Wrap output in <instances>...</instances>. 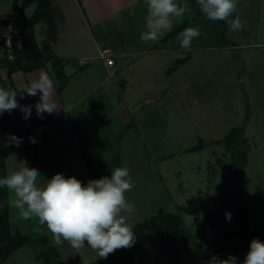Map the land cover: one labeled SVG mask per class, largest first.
Segmentation results:
<instances>
[{"label":"rangeland","instance_id":"374dc122","mask_svg":"<svg viewBox=\"0 0 264 264\" xmlns=\"http://www.w3.org/2000/svg\"><path fill=\"white\" fill-rule=\"evenodd\" d=\"M86 1L90 10L85 5L82 8L85 9L86 20L90 22L92 35L99 44V52L104 43L111 46L113 42L115 46L133 44L132 49H144L149 43L156 45V49L166 47L170 50L167 58L150 60L148 57V65L152 63L150 66L153 68L141 73L135 72L134 66H131L129 77H126L131 89L120 93L123 100L121 114L117 106L119 97H114L110 90L106 95L104 87L85 101V105L91 107L97 101L100 109L89 107L96 113L92 112L89 118H80L95 126L89 129L88 148L97 175L111 174V169L120 165L130 169L135 187L126 195L135 204V211L127 214L128 223L135 226L143 219L156 216L160 209L167 213H179L189 237L194 240L195 217H203L215 206L221 205L225 195L235 194L236 197L238 193L240 205L264 227V0H238L233 18L239 15L244 23V29L238 32L230 31L228 25L222 28L218 21L207 20L195 0H187L192 12L186 13L182 21L175 22L165 41L161 38L158 43L140 40L141 33L146 30L144 0H124L127 6L125 12L120 11L123 0ZM30 9H35V5ZM189 26L198 27L201 36L193 40L190 51H185L180 47L177 36ZM10 31L0 34V43L2 39L7 41ZM188 52L192 53V57L183 64L182 67L186 65L184 70L180 68L172 74L163 72L165 67L169 69L175 59L184 57L180 55ZM2 54L3 48L0 47V56ZM118 58V64L126 67L127 62ZM91 62L97 64V60L87 59L85 63L88 66L85 65L82 70L85 74L89 73ZM1 75L4 88H9L10 79L6 70H2ZM122 77V81L127 80ZM83 79L86 78L78 80ZM88 79L87 83L92 82L93 86L99 81L98 77ZM55 80L59 87V81ZM164 84H171L168 93H161L159 87ZM118 88L120 91L121 87ZM156 88L159 92L155 96L167 99L166 103L157 107L155 102L152 105L142 103L154 96ZM183 89H187L186 93H179ZM132 102L143 106L135 114L124 108L125 104ZM20 105L24 106L23 103ZM15 111L19 112L18 109ZM71 115L72 112H69ZM20 123L25 126L21 121L19 126ZM243 126L246 144H250L251 148L242 173L244 179L236 185L234 154L227 150L225 142L217 144L215 141L223 139L232 128ZM57 129V124L51 129L52 135L55 133V148L47 152H41L42 148L32 150V156L26 160L29 167L40 171L38 183L42 185L57 173L65 177L74 176L85 184L93 180L85 163L88 159L78 153L68 157L62 146L68 129ZM24 144H27L26 148L31 147L28 143ZM195 146L204 148L186 151ZM55 149L60 150V154ZM87 156L90 159L89 153ZM35 224L36 219L33 226ZM39 226L37 224L35 229L28 226L29 242L36 240ZM40 228V233H47ZM46 244V241L41 242V248ZM62 246L65 251L71 247L67 242ZM27 250H30L29 247L22 251ZM117 251L119 253L122 249ZM147 251L139 257L147 260V256H151L150 250ZM115 256L116 252L110 259ZM212 256L204 255L192 264H208ZM245 256L237 259L238 264H242Z\"/></svg>","mask_w":264,"mask_h":264},{"label":"trees","instance_id":"16d2710c","mask_svg":"<svg viewBox=\"0 0 264 264\" xmlns=\"http://www.w3.org/2000/svg\"><path fill=\"white\" fill-rule=\"evenodd\" d=\"M35 5L32 16L25 15L26 9ZM13 7L17 15L13 20H0V34L11 30L10 46L5 39L1 40L0 47L3 54L0 56V85L4 87L1 75L6 70L7 77L17 72L30 73L44 68L51 63V68L59 81L60 93L67 85L69 77L65 74V63L50 49V42L55 38L53 26L52 0H13ZM222 28L227 24L218 21ZM45 23L47 25L44 49L36 43L35 27ZM8 40V38H7ZM183 54V53H182ZM184 57L175 59L167 74L176 73L185 62L189 61L192 53H184ZM186 58V59H185ZM17 92V100L26 106H31V112L36 111V102L32 96ZM39 125L38 123H35ZM30 128H22L12 119L9 112L0 115V178L6 176L5 158L16 150L29 135ZM19 138V146H16ZM244 126L232 128L223 139L215 141L217 144L226 143L227 150L234 154V172L236 185L242 183L243 172L248 163L250 144H246ZM204 146H195L186 151H196ZM108 174L106 176H110ZM97 178V177H96ZM99 179V178H97ZM225 198L221 205L215 206L203 217H195L194 240L189 237L183 226L179 213L165 212L160 209L156 216L151 217L134 227L136 233L135 244L127 249H122L115 257L110 254L107 259H98L90 264H192L204 255H216L227 258L229 255L240 258L247 254L250 242L254 238L264 241V227L257 222L250 213L240 205L238 193ZM8 189L0 187V263L5 261L15 250L28 243L29 236L12 235L9 228V213L7 208ZM231 213V219H226L225 213ZM41 241L44 238L40 239ZM47 242V241H46ZM47 248L41 251L39 257L46 264H60L57 253L47 242ZM150 250L151 256L144 260L143 252ZM203 255H201V253ZM147 255V254H146Z\"/></svg>","mask_w":264,"mask_h":264},{"label":"clouds","instance_id":"9594fccd","mask_svg":"<svg viewBox=\"0 0 264 264\" xmlns=\"http://www.w3.org/2000/svg\"><path fill=\"white\" fill-rule=\"evenodd\" d=\"M200 13L209 21H224L232 32L242 31L244 23L233 14L238 0H195ZM146 6L145 31L140 40L158 43L161 38L173 30L174 23L182 21L192 9L187 0H144ZM201 36L198 27H186L177 36L180 47L190 51L192 42ZM52 79L41 74L24 91L29 96L42 95L36 103V113L41 119L44 113L52 114L60 106L53 102ZM23 99V95H21ZM68 107H71L69 105ZM19 108L24 118L31 116V106L18 103L17 92L11 88L0 87V115L11 113ZM32 139V138H30ZM16 138V146H19ZM35 143V140L32 139ZM41 173L29 167L27 162L20 164L17 170L0 178V187H6L14 197V206L21 219L35 218L39 224L46 225L54 242H67L77 251L90 248L100 259L120 249L132 247L136 242L134 225L128 223L127 214L135 211V204L127 198V193L135 187L130 169L126 166L111 169L110 176L89 180L86 184L74 176L65 177L62 173L38 183ZM231 219V213H225ZM208 264H238L237 257L229 255L226 259L213 255ZM242 264H264V241L252 239Z\"/></svg>","mask_w":264,"mask_h":264},{"label":"crops","instance_id":"0c3cea01","mask_svg":"<svg viewBox=\"0 0 264 264\" xmlns=\"http://www.w3.org/2000/svg\"><path fill=\"white\" fill-rule=\"evenodd\" d=\"M52 4L53 26L56 31L54 35V40L50 42V49L59 59L64 61V71L65 74L69 77V81L66 87L59 93L58 86L55 80L56 77L51 68V63H47L44 68L37 69L27 74L17 72L11 76V81H9V88L15 90L16 92H20L23 95H28L27 92L24 90L29 87L33 82L38 81L40 79L41 74L48 75L53 81V88L51 89V98L53 102L60 107L52 114L44 113L42 119L37 116L36 111L31 112V116L28 119L24 118V113L19 108H17L19 112L13 110L10 113L12 119L15 120L17 123L21 121L25 124V126L22 127L20 123V127L22 128H30L31 126L35 125V123H38L45 125L47 130L44 132V137L41 140H37L35 143H28L31 145V147L29 146L30 149L29 147L26 148L25 146L27 144H24L22 141L18 150H16L14 153L5 158L6 176L10 172L17 170L21 163L25 162L26 160L28 161L30 155L32 156V150L37 151L38 148H42L41 152H47L48 150L55 148V133L52 135L51 129L54 125L57 124L59 128L57 130H61V127L63 129H68L67 133L64 134L62 139V146L66 149L68 157H73L77 153L78 155L83 154L82 157L84 159H88L85 161V163L86 165H88V168H90L89 175L94 180L97 178H101L97 175L95 168L96 165H94V162L92 163V154L90 152V149L88 148L89 129L94 128L95 126L92 123L89 124V122L87 121L84 122L80 118H89L92 112H94L95 114V111L100 108H98L99 103H97V101L95 104L92 105L93 107L85 105V101L89 99L94 94V92L102 90L105 87L106 95L108 94V92L110 93L111 91V94L114 97H119L117 106L121 114L123 100L121 98L120 93L124 94L128 91V89H131V87H128L129 80L126 78L129 77L128 73L132 70L131 66H134L136 70L135 72L141 73L147 68H153L152 66H150L152 65V63L148 65V57L150 58V60H156L158 58H167L166 54L169 53L170 50H168L166 47L156 49V45H149V43L146 44V47L144 49L130 48L133 47V44H126L127 46H121L122 44H120L115 46L113 42L111 43V46H105L106 43H104V47L101 52H103L104 50H108L110 52V56L114 61V64L112 66H107L105 60L100 58L101 52H99V44L92 35L90 22L86 20L85 9L82 8V5H85L86 7L88 6L87 10L89 11V3L86 0H84V2H81V0H52ZM31 6H29L25 11V15L27 17L32 16L35 11V9H30ZM126 7L127 6L125 4V1L123 0V5L120 8V11L125 12ZM16 15L17 10L13 7V0H0V20H13ZM46 30L47 25L45 23H40L35 27L36 43L42 49H44L45 45L44 42L46 39ZM64 31H66V33ZM167 35L162 38L163 42L167 38ZM148 46H150V48ZM94 53L99 54L95 55ZM118 57L123 58V60L127 62L126 67H122L123 64H118L120 62ZM90 58L92 61L97 60V64H92V62L89 63V73L85 74V71L82 70L85 65L88 66V63H85V61L87 59L90 60ZM184 67L181 68H183L184 70ZM166 69L167 67H165V70L163 71L165 74H167L166 71L168 70ZM150 71L152 70L150 69ZM122 76H125L124 78L127 80L122 81L120 79L123 78ZM76 77L78 78L75 81H70ZM89 77L99 78V81L95 84V86H93L92 82H90V84L87 83L90 79H86ZM82 78L86 79L78 80ZM73 85L80 87L74 88ZM118 86L121 87L120 91ZM159 88L162 91H160L161 93H168V91L171 90V84H164L162 87ZM159 88L153 90L154 96H152L147 101H143L142 103L152 105V103L155 102V107L163 106L166 103L167 99L163 98L162 96H155V94L159 92ZM75 89L77 90V93H75ZM186 91L187 89H183L179 93L185 94ZM41 95L42 93H40L38 90L37 95L32 96L36 103L40 101ZM18 103L20 104L21 102L18 101ZM69 105H71V107H68ZM141 105V103L132 102L131 104H125L124 108L130 110V112L135 114L137 109L143 107ZM89 107L94 108L96 110L91 111ZM77 108L79 109L78 111L75 110ZM69 112H72L71 116H69ZM41 143L43 145H41ZM55 151L60 154V150L58 151L57 149H55ZM88 153L90 159L87 156ZM119 167H121V165ZM6 204L9 213V228L11 234L28 236L27 233L30 232L28 231V226L29 229H35L36 225L39 224V222L36 220L37 224L33 226L35 218L29 220H24L20 218L18 209H16L14 206V197L9 190ZM145 220L147 219H143L137 222V224ZM39 225V232H36V240H33L31 242L28 241L29 243H32L34 245L26 243L25 245L15 250L5 261L1 262L0 264H46L39 257L41 251L47 248V244L45 245V247L43 246L44 248H41V242H43V240L41 241L40 239L42 238H44V240L48 242V245H50V247H53L55 249L57 253L56 256L60 264H90L99 259L97 253L92 251L90 248H87V244L85 245V248L79 251L72 247H70L68 251H65L63 249L62 244H57L54 242L52 234L48 231L46 225ZM40 227H42L43 230H46L47 233H40L42 232ZM25 247H29L31 251H22ZM27 256H29L28 259ZM12 259H14V261L10 262V260Z\"/></svg>","mask_w":264,"mask_h":264},{"label":"built area","instance_id":"2783aa9c","mask_svg":"<svg viewBox=\"0 0 264 264\" xmlns=\"http://www.w3.org/2000/svg\"><path fill=\"white\" fill-rule=\"evenodd\" d=\"M11 33V31H10ZM12 35L10 34V37H8L7 40V45L10 46V39ZM100 58L105 60V63L107 66H112L114 64V61L112 57L110 56V52L108 50H104L100 54ZM47 130L45 125L39 124V125H34L32 128H30L29 135L24 139L23 143H29L34 139L35 141L41 140L44 136V132ZM32 138V139H30Z\"/></svg>","mask_w":264,"mask_h":264}]
</instances>
